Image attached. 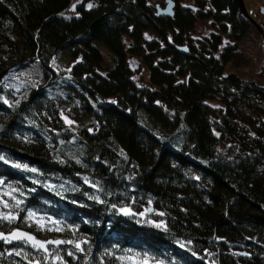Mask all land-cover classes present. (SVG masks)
<instances>
[{
  "label": "trees",
  "instance_id": "obj_1",
  "mask_svg": "<svg viewBox=\"0 0 264 264\" xmlns=\"http://www.w3.org/2000/svg\"><path fill=\"white\" fill-rule=\"evenodd\" d=\"M166 1L175 5L172 18L158 16L151 0H82L65 19L70 0H0V97L9 101L0 99V155L9 161L0 160V193L21 189L20 207L63 222V231H41L24 220L26 211L0 205L17 215L0 220V233L24 227L40 240H87L83 252L49 248L47 260L58 252L64 264H120L127 249L151 263L264 264V88L223 75L232 52L216 56L221 37L198 51L184 46L197 20L234 43L252 24L238 0ZM63 54L67 65L53 66ZM134 57L148 67L149 87L133 81ZM31 64L42 83L20 97L7 83L10 68ZM85 176L100 182L107 203L87 198L94 189ZM149 200L147 219L163 220L167 231L110 208L142 212ZM47 260L25 243L0 240V264H53Z\"/></svg>",
  "mask_w": 264,
  "mask_h": 264
},
{
  "label": "rangeland",
  "instance_id": "obj_2",
  "mask_svg": "<svg viewBox=\"0 0 264 264\" xmlns=\"http://www.w3.org/2000/svg\"><path fill=\"white\" fill-rule=\"evenodd\" d=\"M79 3L76 0H70V7L66 11V16L74 15L73 11H70L73 4L76 7ZM191 3V2H190ZM245 10L249 18L260 29L251 25L244 38L234 43L230 41L226 36L221 35L219 28L210 21L197 20L195 28L189 35L186 36L185 47H189V41L195 45L197 51L201 48L203 43H206L207 39H211L213 35L221 37L222 44L219 47V51L216 54L217 57L226 49H230L232 52V58L230 62L224 66V76L233 75L245 82L254 84L260 88H264V14H261V9H264V0H243ZM153 8L159 6L165 8V0H151ZM184 5H188L185 3ZM75 7V8H76ZM128 45L129 40L124 39ZM210 44V43H208ZM104 56L105 67H112V62L109 54L104 47L99 46ZM129 66L132 70V79L140 87H149V69L143 60L134 57L129 58ZM69 57L63 54L58 60L53 63V66L63 68L67 65ZM7 83L13 87L20 95L24 96L25 93L33 87H37L42 83L40 70L35 64H31L28 67L22 68V65L12 66L8 75ZM21 229L30 232L28 228L20 227ZM32 234H35L33 232ZM47 262H53L52 257ZM57 262H53L56 264ZM149 264H155L149 262Z\"/></svg>",
  "mask_w": 264,
  "mask_h": 264
},
{
  "label": "snow or ice",
  "instance_id": "obj_3",
  "mask_svg": "<svg viewBox=\"0 0 264 264\" xmlns=\"http://www.w3.org/2000/svg\"><path fill=\"white\" fill-rule=\"evenodd\" d=\"M77 3L80 2V0H76ZM96 5L92 2H89L86 7L88 9H91L93 7H95ZM75 7L76 5L73 4L72 8L70 9V11H75ZM61 16H64L65 19H67L68 17L65 16L64 13H60ZM78 15V14H77ZM149 38L150 37H146ZM140 86V85H138ZM0 99H3L2 97H0ZM3 103L4 104H8L9 101L7 99H3ZM17 103H19V101H17ZM112 103H115V101H112ZM61 119L64 120V123L66 125H72L74 124V121L68 119L67 116H65L63 113H61ZM89 131L91 132V129H89ZM27 140V137L25 138ZM61 144L64 143V141H60ZM120 155L123 157L124 153L123 151L120 152ZM125 159H127L126 157H124ZM58 162L63 163L62 160H59ZM0 160H4L5 163H8L9 161L2 155H0ZM75 162L77 164H80L81 161L78 158H75ZM13 167L18 168V169H23L24 171H28V172H32L34 174H36L37 176L40 175V173L38 172L37 169L35 168H29L27 165H21L18 163H13L12 164ZM84 180V182L86 184H88V186L90 188L94 189V192L92 194H88L85 193V195H87V198L90 200H93L95 203L97 204H105L107 203V201H105L104 199H102L100 193L103 191V188L101 187V184L99 181H96L95 183H92L89 181L88 177H83L82 178ZM129 180L132 179V177H128ZM196 179H199V177H196ZM33 184H38L39 181L36 179L32 180ZM65 183H67V181H65ZM4 185V180L2 178H0V186ZM45 187H47L50 191H55L56 190V186L52 185V184H48L45 183L44 184ZM60 188H64V185L61 184L59 186ZM34 190V189H33ZM30 190V191H33ZM67 190V189H65ZM74 191H78L79 189H76L75 187L73 188ZM19 192L20 196L23 197L24 196V192L21 189H18L16 187H13L12 185H8L6 189L3 190L2 193H0V195H4V196H8L10 200L14 201L13 204H9L7 201L0 199V205L3 206L4 209H9L11 208H15L17 209L18 212H24L26 211V216L24 217V220L26 222L31 221L32 224H35L38 228V230H45L47 229L48 231H52V230H56V231H63V229L61 228V224L63 223L62 221H57L55 219H52V217H43V216H38L37 213L32 210V209H24L22 207H20L23 203L24 200L23 199H17L16 196L14 195L15 193ZM57 194L59 195L60 193L57 192ZM106 195H112L111 193H105ZM152 201L149 200L148 201V205L149 207L145 208L144 211L142 212H136L134 211L130 205H122V206H117L116 204H111L110 208L115 210V214L127 217V218H135V217H140V220H138L137 222H143V223H147L155 228L167 231V226L165 224V222L163 220L160 221H154L151 219H147V214L152 212L153 209L150 207ZM158 216H164L165 213L163 212H158L155 213ZM17 219V215L12 213V212H3L0 211V220L6 221L7 223L11 224L13 222H15ZM48 224H51L52 227H48ZM71 230H75L74 228ZM0 240H3L5 243H10L13 240H20L23 241L25 243H28L31 245L32 248L37 249V250H43L45 253V260H47L48 256L50 255L48 252V248L47 245L50 244H54V245H62V244H72L74 246V248L76 249L77 252H83L84 250L82 249L81 245L82 244H87L88 241L87 240H82V241H73V240H40L37 239L36 237H34L33 235L27 233V232H23L20 230H13L11 231L8 235H5L3 233H0ZM180 247H184L183 243H180ZM19 255V253H17ZM193 255H195V253H192ZM69 256H73V258H75L74 253L72 252H68ZM106 255L111 256L112 252H108L106 253ZM52 256V260L53 262H59V264H64L63 259L59 256V253L56 252L54 254H51ZM116 259L118 261H120V264H149V257L147 254H145L143 257L140 256V253H134L132 252L131 249H127L125 250V254L121 255V256H117ZM37 264H39V262H37ZM85 264H87V258H85ZM155 264H163V261L160 260H156Z\"/></svg>",
  "mask_w": 264,
  "mask_h": 264
},
{
  "label": "water",
  "instance_id": "obj_4",
  "mask_svg": "<svg viewBox=\"0 0 264 264\" xmlns=\"http://www.w3.org/2000/svg\"><path fill=\"white\" fill-rule=\"evenodd\" d=\"M238 2H239L240 10H241V13H242L243 17H245L246 19H248L251 22V24L254 25L258 29V31L260 32V29L258 28V26L254 23V21H252L249 18L248 14H247V12L245 10L244 4H243V0H238ZM174 7H175V5H174V3L172 1H166V5H165V8L164 9L160 8L159 6H156L157 15L158 16H161V17L172 18L173 15H174ZM260 11H261V14H264V9H261ZM177 51L178 52H181V53H184V54H188L187 49L186 48H183V47L177 48ZM16 230H20V231H23V232H27V233L33 235L34 237H36L34 234H32V233H30L28 231H25V230H22V229H16ZM8 234L9 233H7L5 235H8ZM48 240H54V239H48ZM1 241H3V240H1ZM10 243H25V242L20 241V240H13ZM25 244L31 247L30 244H28V243H25ZM62 245L50 244V245H47V248L49 250V248H57V247H61ZM39 251L45 255V253H44L43 250H39Z\"/></svg>",
  "mask_w": 264,
  "mask_h": 264
}]
</instances>
